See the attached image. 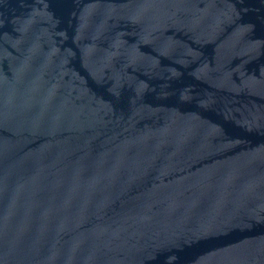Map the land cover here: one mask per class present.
Listing matches in <instances>:
<instances>
[{
  "label": "water",
  "instance_id": "water-1",
  "mask_svg": "<svg viewBox=\"0 0 264 264\" xmlns=\"http://www.w3.org/2000/svg\"><path fill=\"white\" fill-rule=\"evenodd\" d=\"M0 264H264V0H0Z\"/></svg>",
  "mask_w": 264,
  "mask_h": 264
}]
</instances>
